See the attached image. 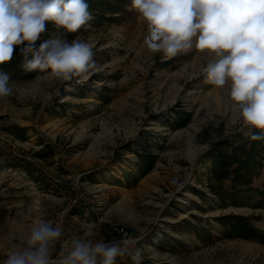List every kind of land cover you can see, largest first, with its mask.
<instances>
[{
    "label": "rangeland",
    "instance_id": "1",
    "mask_svg": "<svg viewBox=\"0 0 264 264\" xmlns=\"http://www.w3.org/2000/svg\"><path fill=\"white\" fill-rule=\"evenodd\" d=\"M130 4L95 0L93 19L75 33L48 24L41 40L92 47L88 73L61 81L50 70L27 72L18 49L0 65L13 88L0 98V262L44 219L63 229L53 258L74 238L118 242L119 228L138 241L129 251L143 250L141 264H264V243L230 238L216 220L243 216L264 233L256 205L264 146L247 170L256 192L224 202L211 193L212 184L233 185L217 183L210 157L247 138L238 113L227 91L207 83V52L147 51L145 22ZM115 264L133 261L126 254Z\"/></svg>",
    "mask_w": 264,
    "mask_h": 264
},
{
    "label": "clouds",
    "instance_id": "2",
    "mask_svg": "<svg viewBox=\"0 0 264 264\" xmlns=\"http://www.w3.org/2000/svg\"><path fill=\"white\" fill-rule=\"evenodd\" d=\"M128 10L145 22L143 45L150 54L172 58L193 46L207 52L211 59L202 69L207 83L227 91L240 132L264 141V0H131ZM92 19L86 0H0V65L18 49L25 71L50 70L61 81L88 73L96 62L86 41L41 36L49 23L75 33ZM10 80L0 69V98L12 95ZM62 235L61 226L38 219L24 244L0 264H115L126 254L133 264L142 262L143 250L129 251L138 241L127 235L112 243L74 238L53 258Z\"/></svg>",
    "mask_w": 264,
    "mask_h": 264
},
{
    "label": "trees",
    "instance_id": "3",
    "mask_svg": "<svg viewBox=\"0 0 264 264\" xmlns=\"http://www.w3.org/2000/svg\"><path fill=\"white\" fill-rule=\"evenodd\" d=\"M94 1L86 0L90 5ZM263 146L264 141H252L248 137H239L230 142H223L219 147L217 146L210 157L214 167V178L218 184H223L231 179L233 185L230 188H218L212 184L210 187L211 193L224 202L227 199H236L239 193L250 195L256 192L253 189L247 190L251 180L247 170L260 158L259 152L263 150ZM256 205L264 209V199L260 198ZM216 220L222 227L227 228L225 234L230 238L255 240L264 243V233L257 229L248 218L229 215Z\"/></svg>",
    "mask_w": 264,
    "mask_h": 264
},
{
    "label": "built area",
    "instance_id": "4",
    "mask_svg": "<svg viewBox=\"0 0 264 264\" xmlns=\"http://www.w3.org/2000/svg\"><path fill=\"white\" fill-rule=\"evenodd\" d=\"M116 233H118L121 237H124L125 235L128 236V232H126L124 229L116 228Z\"/></svg>",
    "mask_w": 264,
    "mask_h": 264
}]
</instances>
